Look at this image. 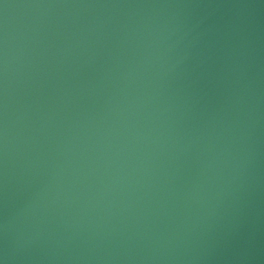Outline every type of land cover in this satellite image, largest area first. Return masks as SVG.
<instances>
[{
  "label": "water",
  "instance_id": "obj_1",
  "mask_svg": "<svg viewBox=\"0 0 264 264\" xmlns=\"http://www.w3.org/2000/svg\"><path fill=\"white\" fill-rule=\"evenodd\" d=\"M0 264H264V0H0Z\"/></svg>",
  "mask_w": 264,
  "mask_h": 264
}]
</instances>
